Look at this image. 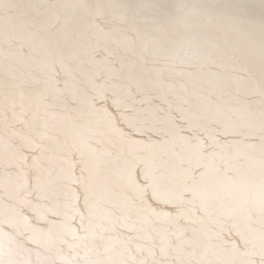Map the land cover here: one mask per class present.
<instances>
[{
	"label": "snow or ice",
	"instance_id": "obj_1",
	"mask_svg": "<svg viewBox=\"0 0 264 264\" xmlns=\"http://www.w3.org/2000/svg\"><path fill=\"white\" fill-rule=\"evenodd\" d=\"M0 264H264V0H0Z\"/></svg>",
	"mask_w": 264,
	"mask_h": 264
}]
</instances>
